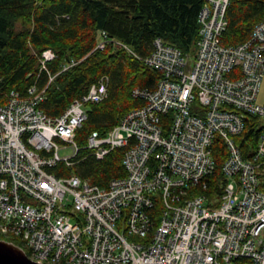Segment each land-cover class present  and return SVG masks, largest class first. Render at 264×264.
Returning a JSON list of instances; mask_svg holds the SVG:
<instances>
[{
	"label": "built area",
	"instance_id": "2783aa9c",
	"mask_svg": "<svg viewBox=\"0 0 264 264\" xmlns=\"http://www.w3.org/2000/svg\"><path fill=\"white\" fill-rule=\"evenodd\" d=\"M229 5L204 1L194 56L158 37L140 57L99 31L93 51L114 43L162 75L151 89H133L142 106L106 135H88L86 147L99 160L125 148L126 175L105 187L51 169L76 162V132L88 119L87 106L108 97L109 77L58 116L40 108L46 88L10 92L0 104V238L19 240L42 264H264V127L251 158L235 139L246 113L264 123L258 103L264 19L247 40L226 45ZM56 57L46 49L43 67ZM76 63L70 60L62 70ZM219 140L227 182L213 199L208 179L217 169L213 147ZM64 148L73 152L61 155Z\"/></svg>",
	"mask_w": 264,
	"mask_h": 264
},
{
	"label": "trees",
	"instance_id": "16d2710c",
	"mask_svg": "<svg viewBox=\"0 0 264 264\" xmlns=\"http://www.w3.org/2000/svg\"><path fill=\"white\" fill-rule=\"evenodd\" d=\"M204 1L0 0V104L12 90L28 95L29 88L36 85L39 91L46 88L40 108L50 116H58L101 77L107 75L110 80L108 97L87 106L88 119L76 132L81 147L76 162L71 167L60 163L52 172L57 176L77 174L102 187L114 178L124 177L125 148L114 149L99 160L86 149L87 137L94 130L106 135L122 116L144 104L132 95L133 89H151L162 77L122 46L111 43L93 51L99 31L105 30L110 38L127 44L140 57L151 52L158 37L194 56ZM227 19L223 42L237 45L247 40L254 26L264 19V0H230ZM46 49L54 50L57 57L45 68L42 53ZM70 60L78 62L62 70ZM51 76L54 79L49 83ZM244 122L245 129L235 139L243 155L251 158L264 123L249 113L244 115ZM213 156L217 169L208 179L207 193L216 199L227 182L221 169L226 151L220 140L213 147ZM161 208L158 204L156 210ZM5 239L21 245L17 239Z\"/></svg>",
	"mask_w": 264,
	"mask_h": 264
},
{
	"label": "water",
	"instance_id": "95a60500",
	"mask_svg": "<svg viewBox=\"0 0 264 264\" xmlns=\"http://www.w3.org/2000/svg\"><path fill=\"white\" fill-rule=\"evenodd\" d=\"M0 264H42L31 259L20 245L0 238Z\"/></svg>",
	"mask_w": 264,
	"mask_h": 264
},
{
	"label": "rangeland",
	"instance_id": "374dc122",
	"mask_svg": "<svg viewBox=\"0 0 264 264\" xmlns=\"http://www.w3.org/2000/svg\"><path fill=\"white\" fill-rule=\"evenodd\" d=\"M54 51V50H53ZM55 52V51H54ZM56 53V52H55ZM76 61V60H75ZM78 62V61H77ZM258 103L264 105V77L262 80V84H261V88H260V92L258 95ZM62 144V143H60ZM87 149V148H86ZM89 150V149H88ZM81 151V150H80ZM73 151L71 148H64L61 150V155H67V154H71ZM81 159V158H80ZM73 164L69 165V167L73 166ZM67 166V165H66Z\"/></svg>",
	"mask_w": 264,
	"mask_h": 264
},
{
	"label": "bare ground",
	"instance_id": "6f19581e",
	"mask_svg": "<svg viewBox=\"0 0 264 264\" xmlns=\"http://www.w3.org/2000/svg\"><path fill=\"white\" fill-rule=\"evenodd\" d=\"M252 146V145H251Z\"/></svg>",
	"mask_w": 264,
	"mask_h": 264
}]
</instances>
